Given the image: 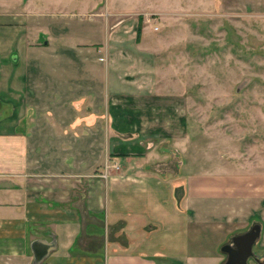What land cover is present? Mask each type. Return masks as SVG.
<instances>
[{"label": "crops", "instance_id": "0c3cea01", "mask_svg": "<svg viewBox=\"0 0 264 264\" xmlns=\"http://www.w3.org/2000/svg\"><path fill=\"white\" fill-rule=\"evenodd\" d=\"M39 2L0 0V264H33L32 243L53 236L58 247L42 264H219L220 246L263 212L264 175L199 169L196 155L181 157L175 174L162 172L167 157L154 149L184 140L186 114L181 99L161 95L152 35L142 28L139 38L134 16L111 28L97 59L116 132L108 177L74 174L68 158L57 172L26 122L42 68L30 54L52 44ZM86 57L81 73L98 85L96 57Z\"/></svg>", "mask_w": 264, "mask_h": 264}, {"label": "rangeland", "instance_id": "374dc122", "mask_svg": "<svg viewBox=\"0 0 264 264\" xmlns=\"http://www.w3.org/2000/svg\"><path fill=\"white\" fill-rule=\"evenodd\" d=\"M39 1L52 44L42 42L39 53L30 54L42 68L26 122L41 156L57 159V172L66 158L72 173L82 171L89 179L112 166L116 132L108 119L105 63L97 59L105 55L111 28L134 16L143 18L144 34L152 35L161 95L181 99L186 114L184 140L169 148L164 140L154 149L167 157L162 172L175 174L181 157L196 155L199 169L224 166L264 175V0ZM86 56L96 57L98 85L86 83L81 73ZM32 74L38 75L36 69ZM250 222L247 229L263 226L255 250L264 253V210ZM225 262L223 253L219 264Z\"/></svg>", "mask_w": 264, "mask_h": 264}, {"label": "water", "instance_id": "95a60500", "mask_svg": "<svg viewBox=\"0 0 264 264\" xmlns=\"http://www.w3.org/2000/svg\"><path fill=\"white\" fill-rule=\"evenodd\" d=\"M262 232V224L256 223L252 225L250 230L233 236V244L227 243L221 248L222 253L227 256L225 264H249L251 259L257 261L258 254L255 252V246L260 241ZM57 247V239L55 236H53L52 241L45 239L35 240L32 243V251L34 254L33 264H42Z\"/></svg>", "mask_w": 264, "mask_h": 264}, {"label": "flooded vegetation", "instance_id": "af4514ba", "mask_svg": "<svg viewBox=\"0 0 264 264\" xmlns=\"http://www.w3.org/2000/svg\"><path fill=\"white\" fill-rule=\"evenodd\" d=\"M252 227V226H251ZM251 227H249V229L248 230H250V228ZM247 230V231H248ZM228 243H230V244H233L232 243V239L228 242ZM234 248H235V246H234ZM255 252L258 254V259H257V261L256 260H254V259H251L250 261H249V264H264V253H259L258 251H256L255 250ZM226 261H227V256H226ZM226 263V262H225ZM224 263V264H225Z\"/></svg>", "mask_w": 264, "mask_h": 264}, {"label": "trees", "instance_id": "16d2710c", "mask_svg": "<svg viewBox=\"0 0 264 264\" xmlns=\"http://www.w3.org/2000/svg\"><path fill=\"white\" fill-rule=\"evenodd\" d=\"M142 28H143V18L140 17V26H139V30H138L139 38H141Z\"/></svg>", "mask_w": 264, "mask_h": 264}, {"label": "built area", "instance_id": "2783aa9c", "mask_svg": "<svg viewBox=\"0 0 264 264\" xmlns=\"http://www.w3.org/2000/svg\"><path fill=\"white\" fill-rule=\"evenodd\" d=\"M101 60L104 61V58H102ZM114 167H117V165H115ZM117 169H118V167H117ZM107 177H108V172H106L105 175H104V178H107Z\"/></svg>", "mask_w": 264, "mask_h": 264}]
</instances>
